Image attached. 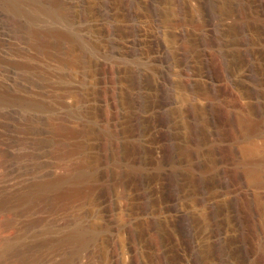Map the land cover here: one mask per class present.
Listing matches in <instances>:
<instances>
[{"label":"bare ground","instance_id":"obj_1","mask_svg":"<svg viewBox=\"0 0 264 264\" xmlns=\"http://www.w3.org/2000/svg\"><path fill=\"white\" fill-rule=\"evenodd\" d=\"M0 19V264L264 263L243 156L264 143V0Z\"/></svg>","mask_w":264,"mask_h":264},{"label":"rangeland","instance_id":"obj_2","mask_svg":"<svg viewBox=\"0 0 264 264\" xmlns=\"http://www.w3.org/2000/svg\"><path fill=\"white\" fill-rule=\"evenodd\" d=\"M1 24L2 21L0 19V26ZM243 156L254 171V176L248 178V186L259 197V205L262 210V240L264 247V143L259 140L258 136H252L244 142Z\"/></svg>","mask_w":264,"mask_h":264}]
</instances>
